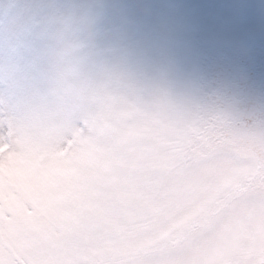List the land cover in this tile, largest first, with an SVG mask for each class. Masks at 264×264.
I'll return each instance as SVG.
<instances>
[{"label": "clouds", "instance_id": "obj_1", "mask_svg": "<svg viewBox=\"0 0 264 264\" xmlns=\"http://www.w3.org/2000/svg\"><path fill=\"white\" fill-rule=\"evenodd\" d=\"M227 9L0 0V120L51 118L79 177L62 200L32 193L0 264H212L242 174L264 179V0Z\"/></svg>", "mask_w": 264, "mask_h": 264}, {"label": "rangeland", "instance_id": "obj_2", "mask_svg": "<svg viewBox=\"0 0 264 264\" xmlns=\"http://www.w3.org/2000/svg\"><path fill=\"white\" fill-rule=\"evenodd\" d=\"M158 2L186 17H223L229 0ZM60 134L52 119L43 114L24 124L0 120V238L5 246L16 236L13 229L39 208L33 192L43 191L53 201L76 194L79 177L75 170L56 163ZM242 176L240 191L247 196L246 207L227 234L208 250L212 264H264V179L258 169L246 170ZM30 203L35 207H29ZM17 256L24 259L19 253ZM3 258H8L7 251Z\"/></svg>", "mask_w": 264, "mask_h": 264}, {"label": "snow or ice", "instance_id": "obj_3", "mask_svg": "<svg viewBox=\"0 0 264 264\" xmlns=\"http://www.w3.org/2000/svg\"><path fill=\"white\" fill-rule=\"evenodd\" d=\"M188 50L193 56H195L197 54V48L195 46V42L194 41L189 42ZM8 260H9V257L7 259H4L5 264H8Z\"/></svg>", "mask_w": 264, "mask_h": 264}]
</instances>
